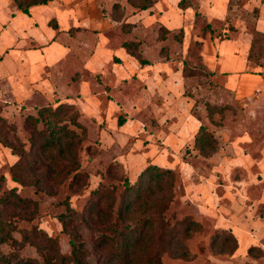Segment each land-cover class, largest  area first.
Returning <instances> with one entry per match:
<instances>
[{"label":"rangeland","instance_id":"374dc122","mask_svg":"<svg viewBox=\"0 0 264 264\" xmlns=\"http://www.w3.org/2000/svg\"><path fill=\"white\" fill-rule=\"evenodd\" d=\"M95 1L108 21L95 18L89 26L85 15L62 38L28 44L26 80L16 82L9 67L0 66V130L26 150L24 164L34 157L31 141L45 129L40 122L35 130L28 116L40 117V107L50 102H69L88 128L79 155L89 174L79 187L67 178L37 192L13 180L18 156L0 141V196L17 188L40 207L33 221L13 210L5 215L17 228L14 240L0 245L1 254L46 264L51 251L44 232L57 240V251L71 254L77 223L85 241L82 264H109L108 250L95 240L114 233L82 219L89 217L91 191L101 184L116 191L117 206L124 175L133 178L155 163L172 170L160 180L153 171L143 191L134 192L136 212L128 223L142 240L155 235L156 255L139 246L114 264H264V0H186L188 9L181 0H153L146 10L136 5L145 0ZM162 27L169 29L165 40ZM127 41L147 64L129 55L122 60L119 49ZM186 64L194 75L184 76ZM201 126L207 140L199 148ZM64 215L75 221L68 228Z\"/></svg>","mask_w":264,"mask_h":264},{"label":"trees","instance_id":"16d2710c","mask_svg":"<svg viewBox=\"0 0 264 264\" xmlns=\"http://www.w3.org/2000/svg\"><path fill=\"white\" fill-rule=\"evenodd\" d=\"M13 1L17 4L20 10L29 13L31 6L46 4L51 0ZM129 1L134 2V0ZM152 4L153 0H145L140 2V4L136 3L141 10L150 8ZM179 6L183 9H187L192 6V3L190 1L186 2V0H181ZM198 16L199 13L197 12L196 17ZM54 27H57V24L54 25ZM162 30L163 33L160 39L165 40L169 29L162 27ZM180 39L182 40V36ZM124 47L129 54L137 58L141 65L148 63V60L143 56L142 52L139 49H136L135 43L127 41L124 43ZM189 68H191L189 64L184 66L183 74L185 77L194 75V72H189ZM208 73L214 74L213 71H209ZM70 110H73V112L68 117ZM39 113L40 117L28 116V118L31 119V121L33 120V127L35 130L38 129L37 125L40 122L44 123L45 129L44 131H40L37 139L31 141V151H35H32L34 157H32L33 159L27 160L25 164L23 162V157L28 155L26 150L23 147H17L9 140V138L7 139L2 135L0 130V141L3 145L9 147L13 154L18 156L17 161L12 165L13 180L20 183L22 186L34 187L37 192L41 189L48 192L50 189L54 188V181L57 180L56 182H59L61 180L63 182L67 178H69L71 185L78 187L81 186L86 177H89V174L83 172L79 155V147L88 139V128L79 120L82 115L81 111L73 103L61 102L56 106L53 103L42 105ZM44 113L48 116L50 115L51 120L55 125L52 126L53 122L48 119V116L42 118ZM54 118H56V122L54 121ZM66 119L72 121L75 126L80 128L83 135L76 131V129H72L67 122L68 120L64 122ZM0 120H4V117L1 115ZM119 123L122 125L123 120L120 119ZM202 130L203 127L201 126V129L195 137V144L199 148L202 147L200 145L203 143L202 141L207 140V138L201 134ZM115 164H117L118 167L120 166L119 169L116 170H120L125 174L126 171H123V165L119 162H115ZM114 166V163L111 164V168ZM155 170L161 172L154 174V177L157 180H160L165 172H169L172 169H165L164 167L151 164L140 173L136 183H131L128 175L125 174V179H123L124 187L122 188L124 193L117 206L118 198L115 194L116 191L106 189L102 184L91 191V197L89 199L90 205L88 208L89 217L85 216L82 219H85L84 221L88 223L97 220L98 224H101V226L104 227L103 230L110 229L114 233L111 234L104 232L98 235L95 240L96 247H99V250H108L109 264H114L113 262H115L116 258L124 256L134 248L138 249L139 246L144 248V251L149 254L150 258L153 252H155L154 254L156 255V250L158 249L156 247L157 242L155 240V235L142 240L140 237L141 233L138 234V229L128 223L132 220V213L136 212L137 201L132 199L134 192L140 193L143 191L142 185L146 183L148 179L150 180L153 178L150 177L153 176L152 172ZM121 176H119L120 179H122ZM53 192L54 191H51L50 194ZM11 210L15 211L14 214L19 216L21 220L33 221L38 215L40 207L39 203L34 199L21 196L17 188H12L8 192H5L3 196H0V245L14 240L12 231L15 230L17 226L13 225V221H7L5 216L10 214L9 211ZM61 220L63 221L65 228H68V222H75L69 221L65 215ZM89 227L92 228L90 225ZM152 227L153 224L149 223V229ZM74 228L75 230L72 233L73 236L71 234L70 238V244L72 247L71 254H64L60 250L57 251L58 243L52 236H49L45 232L44 234L41 231H39L40 233L36 232V234L39 233L40 238L41 233L43 236H46V240L49 243L51 254L50 252L48 253L46 264H71V262H80L82 264L80 257L85 252V241L79 239L82 235H80L77 223L74 225ZM37 229L38 228H36V230ZM6 230L7 234H4ZM26 239L28 240L29 237L26 236L25 240ZM0 256L1 259L5 260L3 264H39L31 259L12 260L4 254H1V252ZM57 259H59V262H56Z\"/></svg>","mask_w":264,"mask_h":264},{"label":"crops","instance_id":"0c3cea01","mask_svg":"<svg viewBox=\"0 0 264 264\" xmlns=\"http://www.w3.org/2000/svg\"><path fill=\"white\" fill-rule=\"evenodd\" d=\"M10 2L16 4L13 0H0V49L4 50V55L2 54L3 57L2 55L0 56V66L2 69L9 67L8 72L16 75V82L27 79V64L24 62V57L26 56L27 51L32 49L28 45L31 44V42H37L39 45H44V42L48 37L52 38L56 36L57 39H60L66 34L64 31L71 27L69 24L73 25L75 22L79 23L80 19L85 15L89 16L85 19V23L89 26L90 24L96 23L93 20L95 18L108 21L103 17L104 15L102 14L104 13L99 9L98 3H96L95 0H51L46 4L31 6L29 13L20 10L17 4V7L14 5V7L17 8L15 11L10 10ZM53 18L55 21H53L52 24ZM69 21L72 22L69 23ZM56 24L57 27H54ZM85 26L86 25H80L82 28H85ZM43 31L46 32L44 33ZM119 51L123 55V57H121L122 60L125 55H129L132 58L134 57L123 47L120 48ZM134 59L137 60L135 57ZM39 64L40 63H38V65ZM36 71V68H33L34 75H37ZM29 75L32 76V73ZM151 164L156 165L155 163ZM151 164H148L147 166ZM144 169L137 172L135 177L133 175V178L132 176H129L131 183L137 181L140 173Z\"/></svg>","mask_w":264,"mask_h":264}]
</instances>
